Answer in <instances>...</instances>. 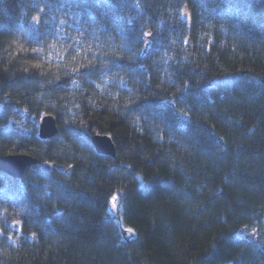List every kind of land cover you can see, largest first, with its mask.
I'll return each mask as SVG.
<instances>
[{"label": "trees", "instance_id": "obj_1", "mask_svg": "<svg viewBox=\"0 0 264 264\" xmlns=\"http://www.w3.org/2000/svg\"><path fill=\"white\" fill-rule=\"evenodd\" d=\"M0 83V264H264V0H0Z\"/></svg>", "mask_w": 264, "mask_h": 264}, {"label": "water", "instance_id": "obj_2", "mask_svg": "<svg viewBox=\"0 0 264 264\" xmlns=\"http://www.w3.org/2000/svg\"><path fill=\"white\" fill-rule=\"evenodd\" d=\"M231 76L224 77L222 79H215L212 84L229 80ZM1 90V83H0ZM38 137L41 140H50L58 134V126L55 118L50 115H43L40 118L37 127ZM90 143L94 151L103 156L115 157V146L107 135H94ZM37 164L36 159L27 154H10L0 155V173L8 176L12 179L20 180L25 171ZM53 169V164L50 162L41 165V170L45 173H50ZM14 228L18 227V224L13 225ZM129 237V233L126 234Z\"/></svg>", "mask_w": 264, "mask_h": 264}, {"label": "rangeland", "instance_id": "obj_3", "mask_svg": "<svg viewBox=\"0 0 264 264\" xmlns=\"http://www.w3.org/2000/svg\"><path fill=\"white\" fill-rule=\"evenodd\" d=\"M39 121H40V119H38V120H34L36 128L38 127ZM115 204H116V202H115V201H112V202L110 203V206H109V212H110L112 215L115 214ZM253 233H254V232H253L252 230H243V231H242V234H243L244 236H249V237L252 236Z\"/></svg>", "mask_w": 264, "mask_h": 264}, {"label": "snow or ice", "instance_id": "obj_4", "mask_svg": "<svg viewBox=\"0 0 264 264\" xmlns=\"http://www.w3.org/2000/svg\"><path fill=\"white\" fill-rule=\"evenodd\" d=\"M116 199H117V197L114 195V196L112 197V200L115 201ZM127 231H128L129 233H131V232H132V229L129 228V229H127Z\"/></svg>", "mask_w": 264, "mask_h": 264}]
</instances>
